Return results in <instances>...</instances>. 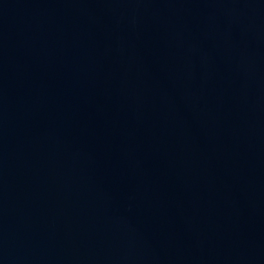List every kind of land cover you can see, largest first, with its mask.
I'll return each mask as SVG.
<instances>
[{"label":"water","instance_id":"95a60500","mask_svg":"<svg viewBox=\"0 0 264 264\" xmlns=\"http://www.w3.org/2000/svg\"><path fill=\"white\" fill-rule=\"evenodd\" d=\"M0 264H264V0H0Z\"/></svg>","mask_w":264,"mask_h":264}]
</instances>
